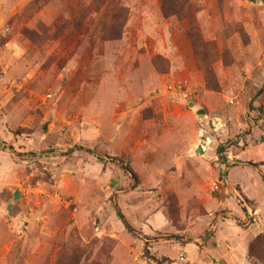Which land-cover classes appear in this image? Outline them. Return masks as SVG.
I'll return each mask as SVG.
<instances>
[{
  "label": "rangeland",
  "instance_id": "374dc122",
  "mask_svg": "<svg viewBox=\"0 0 264 264\" xmlns=\"http://www.w3.org/2000/svg\"><path fill=\"white\" fill-rule=\"evenodd\" d=\"M263 86L264 0H0V264H264Z\"/></svg>",
  "mask_w": 264,
  "mask_h": 264
},
{
  "label": "trees",
  "instance_id": "16d2710c",
  "mask_svg": "<svg viewBox=\"0 0 264 264\" xmlns=\"http://www.w3.org/2000/svg\"><path fill=\"white\" fill-rule=\"evenodd\" d=\"M263 89H264V86L257 95L261 94ZM259 112H261V109H259ZM263 142H264V139H263ZM75 151H85L87 153L90 152V151H86L85 149L78 147V148H74V149L70 150V153H73ZM97 160L100 162L104 161V159L102 157H97ZM111 160L115 161V159H111ZM120 165H121L123 171L125 173H127L135 181L136 177H135L133 171L130 169V167L128 165H124L122 163ZM263 183H264V178H263ZM115 209H116V216H117L118 220L121 222V224L123 225L124 229L127 231V233L131 234V235L136 234L135 230L129 225V223L126 221L125 217L122 215V213L119 211V209H117V207H115Z\"/></svg>",
  "mask_w": 264,
  "mask_h": 264
},
{
  "label": "water",
  "instance_id": "95a60500",
  "mask_svg": "<svg viewBox=\"0 0 264 264\" xmlns=\"http://www.w3.org/2000/svg\"><path fill=\"white\" fill-rule=\"evenodd\" d=\"M204 113L205 112L203 110H200L197 112V115H204ZM197 153H199V154L201 153L200 149H197Z\"/></svg>",
  "mask_w": 264,
  "mask_h": 264
},
{
  "label": "crops",
  "instance_id": "0c3cea01",
  "mask_svg": "<svg viewBox=\"0 0 264 264\" xmlns=\"http://www.w3.org/2000/svg\"><path fill=\"white\" fill-rule=\"evenodd\" d=\"M188 114L190 113V112H187ZM177 125V124H176ZM175 127H178V126H175Z\"/></svg>",
  "mask_w": 264,
  "mask_h": 264
},
{
  "label": "built area",
  "instance_id": "2783aa9c",
  "mask_svg": "<svg viewBox=\"0 0 264 264\" xmlns=\"http://www.w3.org/2000/svg\"><path fill=\"white\" fill-rule=\"evenodd\" d=\"M178 89H180V86L178 87Z\"/></svg>",
  "mask_w": 264,
  "mask_h": 264
}]
</instances>
